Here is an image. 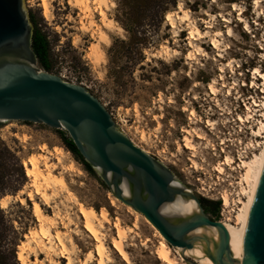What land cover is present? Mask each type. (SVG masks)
<instances>
[{"label": "rangeland", "instance_id": "1", "mask_svg": "<svg viewBox=\"0 0 264 264\" xmlns=\"http://www.w3.org/2000/svg\"><path fill=\"white\" fill-rule=\"evenodd\" d=\"M68 1L51 2L53 17L45 18L40 0H25L28 17L37 22L51 48V68L46 71L38 62L37 68L86 88L135 146L163 163L194 195L219 202L218 217L207 214L211 219L221 222L233 215V206L224 210L218 192L222 195L227 190L231 199H236V182L242 172L225 167L221 177L214 168L225 156L236 160L255 141L250 127L256 128L260 113H256L251 126L241 127L236 117L245 115L249 97L264 102L261 81H254L257 88H251L252 69L264 72V0H110L113 6L104 10L118 29L105 30L109 42L99 44L98 64L89 58L98 42L91 32L81 30L88 22ZM167 14L171 21H167ZM95 21L99 22L97 13ZM196 28L204 38L188 40ZM213 41L217 42L216 49ZM189 54L195 60L188 61ZM211 84L218 90L216 95L209 91ZM209 123L214 125L208 127ZM187 130L190 135H186ZM62 134L67 135L63 130L22 122H7L0 127V203L6 196L11 198L6 209L0 206V264H21L18 252L24 236L38 228L32 202L24 195L26 204L22 206L15 197L20 191H33L23 161L41 154L42 145L51 152L56 148L65 153L61 164L56 155H51L49 164L79 202L97 214L107 212L110 222L119 223L123 230L131 229L122 243L126 263L112 246L116 229L112 224L99 225L112 259L105 264H162L155 252L162 243L172 247L141 214L116 200L96 174L84 169L65 148ZM184 136L195 144L194 159L184 147ZM246 152L248 157L257 151ZM58 194L50 206H41L43 212L60 214L58 230L65 234L73 264H98L96 242L82 227L84 237H76L73 227L64 228L62 220L67 223L71 216L78 222L79 216L76 206L67 200V192ZM35 200L40 203L38 197ZM70 238L75 249L67 241ZM173 249L176 263L188 264ZM24 257L27 264H48L44 254L39 261L30 251Z\"/></svg>", "mask_w": 264, "mask_h": 264}, {"label": "water", "instance_id": "2", "mask_svg": "<svg viewBox=\"0 0 264 264\" xmlns=\"http://www.w3.org/2000/svg\"><path fill=\"white\" fill-rule=\"evenodd\" d=\"M32 39L25 0H0V127L22 122L65 131L112 196L172 248L199 251L212 264H264V167L246 231L236 235L211 219L171 170L135 146L86 88L39 70Z\"/></svg>", "mask_w": 264, "mask_h": 264}, {"label": "bare ground", "instance_id": "3", "mask_svg": "<svg viewBox=\"0 0 264 264\" xmlns=\"http://www.w3.org/2000/svg\"><path fill=\"white\" fill-rule=\"evenodd\" d=\"M40 1L44 17L52 18L53 15L51 12V2L54 0ZM68 4L75 9H78L80 14L82 13L84 18L87 20L88 25L82 24L81 30L85 32H91L92 36H94V38L97 40L98 44L92 48L91 51L93 52V55H90L89 58L94 63L98 64L101 60L100 55L98 54L99 44L105 45L109 42V38L107 37L105 30L114 31L118 29L116 28L114 21L107 17L104 10L111 8L113 6V2L110 0H70L68 1ZM91 4H94L95 8H92ZM95 13H97L99 17L98 23L95 21ZM166 19L167 21H171V15L167 14ZM203 38V35L196 28L193 31L191 30L188 40L198 41ZM213 42L214 48L216 49L218 47L216 44L217 42ZM189 46H192L191 42H189ZM187 60L193 61L195 58L192 54H189ZM251 75V88H257V85L254 81L259 79L261 81V92L264 93V72L260 71L258 68H254L252 69ZM209 91L212 95H216L218 90L215 89L214 84H211L209 85ZM229 95L230 94L228 92V96ZM249 100L250 103L244 105L245 115H237L236 121L241 127H244L245 125H250L253 121H256V113H260L258 117H260L261 120H258L256 128L254 129L250 125V135L251 138L255 139V141H251L253 144L250 143L247 145L245 151L238 156V160H234L231 157L225 156L224 160L219 162L214 168V171L221 177L225 174V167H230V171L240 170V172H242L241 174L239 173L240 176L236 182V185L239 189L237 198L232 200L227 190L222 192L223 208L224 210H228L233 206L230 211L233 213V215L229 214V216L224 221H221V223L232 228L234 233L239 236H243L246 231L251 206L253 204L264 167V102H260L255 97H249L248 101ZM192 115L193 112L191 113V116ZM207 125L209 127L214 125V123H209ZM185 133L186 135H190L188 130ZM188 137H185L184 139V147L191 151V158L194 159L196 158L197 150L194 146L195 144L193 145L192 141ZM199 138L204 140L203 137ZM256 139H260L261 141L257 142ZM22 140H26L25 137H22ZM180 147L179 150L177 149L178 152H181ZM255 148L258 149L256 150ZM250 149L257 152L252 153L251 155L249 154L250 156L248 157L245 156L247 153L246 151ZM40 151L41 154L38 156L32 155L23 161L26 177L31 181V186L29 187L33 188V191H27L28 193L26 194L24 191H20V193H18L19 195L15 197V200L22 206L26 204L24 195L29 201L32 202V213L38 223V228L30 230L28 234L24 236L25 242H22L21 246L19 247L18 260L21 262V264H27V259L25 258L26 256L24 257V254L26 251H30L36 256V261H39V256L44 254L45 261L48 262V264H61V259L66 260V264H73L72 255L66 245L65 234L58 230V225L60 224L59 220L61 221L62 219L60 214L55 212L52 216H49L43 212L41 207L43 205L47 207L50 206L56 196L59 195L58 193L64 191L65 193L67 192V200L72 205L76 206L80 221V223H78L79 221L75 222V220L71 218V216L69 217L68 214L67 223L62 220L64 228L68 229L69 227H73L74 229L71 231H73V234L76 237H84V232H86L96 242L95 251L99 258L98 264H105V262L111 263L112 259L110 256H108V252H106V247L104 245V235L103 237L101 236L102 234L99 228V225L102 226L103 224H112L108 218L107 212L101 210V212L97 214L93 209L85 207L71 192H69L65 179L62 177H57L53 174L55 167H51L49 160L51 155H56L58 165L60 162L62 163L61 159L65 153L61 149L55 148L51 152L48 150L46 145H42L40 147ZM193 163L195 167L196 163ZM73 165L71 164L70 166L71 170L73 169ZM233 165L236 166L233 167ZM230 176L231 175H227L229 178ZM37 197L40 199V203L35 200ZM10 199L11 198L8 196L2 199L0 203L2 209L7 208ZM231 203L234 205H231ZM80 226L84 232L80 229ZM112 226L116 229L117 235L116 238H113L112 240V246L119 256L126 263H129L122 243L127 237V232H130L129 230L131 229L128 231L123 230L117 222L112 224ZM67 241L70 243L71 249H75L73 238H70ZM172 249L173 248H170L162 243L155 252L159 262L162 264H177L175 259L172 257ZM173 250L177 251L178 253H183L185 257H197L199 264H212L211 261L204 257L203 253L199 251L181 250L178 248ZM39 263L42 264V262ZM84 264L87 263L84 262Z\"/></svg>", "mask_w": 264, "mask_h": 264}, {"label": "trees", "instance_id": "4", "mask_svg": "<svg viewBox=\"0 0 264 264\" xmlns=\"http://www.w3.org/2000/svg\"><path fill=\"white\" fill-rule=\"evenodd\" d=\"M31 23L33 24V39H32V50L36 55L37 61L41 68L44 70H49L51 68L50 56H51V48L50 44L47 40V37L41 33L38 28L37 22L33 17L29 18ZM61 141L63 142L65 148L74 156V158L84 167V169L92 175H95L94 171L91 167L83 160V158L79 155L77 149L75 148L73 142L70 140L68 135H61ZM99 179V178H98ZM100 180V179H99ZM103 184V183H102ZM104 185V184H103ZM201 205L206 214H211L213 217L217 218L220 210L219 202H211L206 201L204 199H200Z\"/></svg>", "mask_w": 264, "mask_h": 264}, {"label": "built area", "instance_id": "5", "mask_svg": "<svg viewBox=\"0 0 264 264\" xmlns=\"http://www.w3.org/2000/svg\"><path fill=\"white\" fill-rule=\"evenodd\" d=\"M237 160H238V157H237ZM217 179H218V177H217ZM218 196H219V198H220V199H218V200L221 201V202H222V205H223V201H222V195H221V193L218 192Z\"/></svg>", "mask_w": 264, "mask_h": 264}]
</instances>
